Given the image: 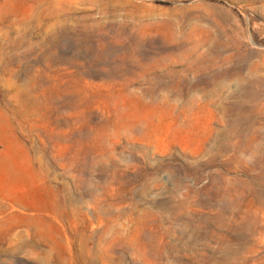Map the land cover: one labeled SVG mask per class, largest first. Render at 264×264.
I'll return each instance as SVG.
<instances>
[{
	"label": "rangeland",
	"instance_id": "obj_1",
	"mask_svg": "<svg viewBox=\"0 0 264 264\" xmlns=\"http://www.w3.org/2000/svg\"><path fill=\"white\" fill-rule=\"evenodd\" d=\"M0 264H264V0H0Z\"/></svg>",
	"mask_w": 264,
	"mask_h": 264
}]
</instances>
